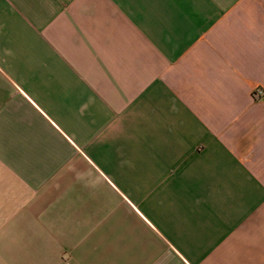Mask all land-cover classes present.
I'll use <instances>...</instances> for the list:
<instances>
[{"label":"crops","instance_id":"0c3cea01","mask_svg":"<svg viewBox=\"0 0 264 264\" xmlns=\"http://www.w3.org/2000/svg\"><path fill=\"white\" fill-rule=\"evenodd\" d=\"M0 264H264V0H0Z\"/></svg>","mask_w":264,"mask_h":264},{"label":"built area","instance_id":"2783aa9c","mask_svg":"<svg viewBox=\"0 0 264 264\" xmlns=\"http://www.w3.org/2000/svg\"><path fill=\"white\" fill-rule=\"evenodd\" d=\"M260 94H261V92H260Z\"/></svg>","mask_w":264,"mask_h":264}]
</instances>
